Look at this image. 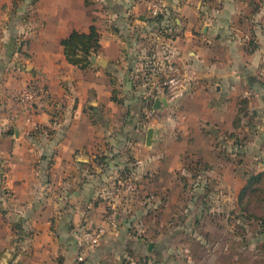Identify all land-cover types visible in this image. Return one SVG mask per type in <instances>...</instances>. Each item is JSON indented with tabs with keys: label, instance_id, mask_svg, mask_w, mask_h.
<instances>
[{
	"label": "crops",
	"instance_id": "0c3cea01",
	"mask_svg": "<svg viewBox=\"0 0 264 264\" xmlns=\"http://www.w3.org/2000/svg\"><path fill=\"white\" fill-rule=\"evenodd\" d=\"M91 25L101 49L82 69L62 40ZM263 49L264 0H0V264H96L120 260L126 247L143 251L122 220L135 196L122 201L119 187L154 185L161 118L150 117L153 141L146 135L141 147L144 122L138 113L116 120L112 81L133 74L147 51L175 62L181 85L176 98L158 96L159 109L155 100L142 106L167 119L172 109L182 119L254 110L264 119ZM28 85L46 91L30 109L17 98ZM113 208L117 227L108 223ZM101 225V243L87 249L82 233Z\"/></svg>",
	"mask_w": 264,
	"mask_h": 264
},
{
	"label": "rangeland",
	"instance_id": "374dc122",
	"mask_svg": "<svg viewBox=\"0 0 264 264\" xmlns=\"http://www.w3.org/2000/svg\"><path fill=\"white\" fill-rule=\"evenodd\" d=\"M169 62L146 51L133 63V74L122 83L112 81L114 101L123 109L116 120L138 113L144 122L143 148L153 127L147 114L153 106L141 102L154 100L144 91L147 84L160 86L161 68ZM109 111L103 118L108 126L114 117ZM250 112L243 119H182L173 109L167 119L156 113L161 118L154 124L160 139L154 147L158 164L149 178L154 185L137 187L139 182L132 180L127 185L134 188L119 187L122 201L135 196L137 203L122 206V220L128 219L124 227L146 246L141 252L126 247L120 260L107 261L125 264L151 255L156 264H264V119L258 110ZM120 126L113 125L112 131ZM248 185L255 191L241 201ZM150 244L154 251L148 255Z\"/></svg>",
	"mask_w": 264,
	"mask_h": 264
},
{
	"label": "built area",
	"instance_id": "2783aa9c",
	"mask_svg": "<svg viewBox=\"0 0 264 264\" xmlns=\"http://www.w3.org/2000/svg\"><path fill=\"white\" fill-rule=\"evenodd\" d=\"M161 12L160 8H156L154 13L156 15ZM163 77L164 81L160 83V86L158 87H148L149 84H147V88L144 91L145 97H153L155 100L158 95H155L157 90L162 91L163 93H166L167 95L174 98L177 95L178 88L181 85V73L178 69V66L175 62H169L166 63L163 68ZM258 76L264 81V49L261 53V59L260 64L258 67ZM155 85V82H153ZM40 97H46V91L42 88L36 87L35 85H28L25 87L18 95V100L27 108L30 109L31 103ZM156 109L152 108L148 112V117L156 118ZM129 188H134V185H130ZM119 222V211L116 208H113L112 211L108 215V223L110 226L117 227ZM106 233V227L101 225L99 227L90 228L85 230L81 235V243L87 248H93L97 245H99ZM96 264H115L111 263L107 260H100ZM123 264V263H121ZM125 264H156V263H148L144 259L140 260H132Z\"/></svg>",
	"mask_w": 264,
	"mask_h": 264
},
{
	"label": "trees",
	"instance_id": "16d2710c",
	"mask_svg": "<svg viewBox=\"0 0 264 264\" xmlns=\"http://www.w3.org/2000/svg\"><path fill=\"white\" fill-rule=\"evenodd\" d=\"M100 37V32L95 25H91L87 32L73 30L62 40L67 60L82 69L92 67V56L101 49ZM251 185L244 187L241 193V201H244L249 193L251 194L255 191V186ZM144 260L148 263H155V259L152 256H146Z\"/></svg>",
	"mask_w": 264,
	"mask_h": 264
},
{
	"label": "water",
	"instance_id": "95a60500",
	"mask_svg": "<svg viewBox=\"0 0 264 264\" xmlns=\"http://www.w3.org/2000/svg\"><path fill=\"white\" fill-rule=\"evenodd\" d=\"M161 98L160 97H157L155 99V103H154V107L159 109L160 106H161ZM153 135H154V129L151 127L149 128L148 130V134H147V144L150 145L153 141ZM152 244H150V248H151Z\"/></svg>",
	"mask_w": 264,
	"mask_h": 264
}]
</instances>
